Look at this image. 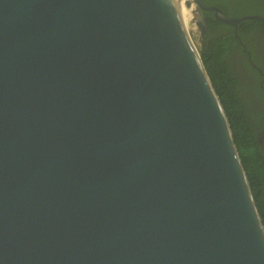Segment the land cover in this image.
Instances as JSON below:
<instances>
[{
  "label": "water",
  "instance_id": "water-1",
  "mask_svg": "<svg viewBox=\"0 0 264 264\" xmlns=\"http://www.w3.org/2000/svg\"><path fill=\"white\" fill-rule=\"evenodd\" d=\"M0 264H264L179 0H0Z\"/></svg>",
  "mask_w": 264,
  "mask_h": 264
},
{
  "label": "trees",
  "instance_id": "trees-1",
  "mask_svg": "<svg viewBox=\"0 0 264 264\" xmlns=\"http://www.w3.org/2000/svg\"><path fill=\"white\" fill-rule=\"evenodd\" d=\"M203 1L206 6H215L232 18L261 15V10L253 6L255 0ZM203 14L206 35L198 46L200 56L228 117L233 139L264 226V150L255 131V127H264V116L260 121H254L251 104L240 95L244 86L234 73L231 60L236 53L243 55V51L234 35V28L214 19L212 13ZM257 28L264 35V21L246 20L238 25L237 33L251 53L244 34ZM254 90L260 92L257 84Z\"/></svg>",
  "mask_w": 264,
  "mask_h": 264
},
{
  "label": "flooded vegetation",
  "instance_id": "flooded-vegetation-1",
  "mask_svg": "<svg viewBox=\"0 0 264 264\" xmlns=\"http://www.w3.org/2000/svg\"><path fill=\"white\" fill-rule=\"evenodd\" d=\"M253 6L261 10L259 13L261 15L257 14L253 16L264 19V1L255 0ZM258 31V28L256 30L252 29L244 34L245 39L249 42V48L252 50V53L247 49V45L243 43L238 33L237 35L234 34L238 43L242 46L243 55L236 53L231 60L234 73L244 86V90L240 92V95L251 104L254 121H260L261 117L264 116V35ZM256 84L260 92L254 90ZM255 131L258 141L264 150V127H255Z\"/></svg>",
  "mask_w": 264,
  "mask_h": 264
},
{
  "label": "rangeland",
  "instance_id": "rangeland-1",
  "mask_svg": "<svg viewBox=\"0 0 264 264\" xmlns=\"http://www.w3.org/2000/svg\"><path fill=\"white\" fill-rule=\"evenodd\" d=\"M193 9L194 8H192V10ZM192 10H190V12ZM191 18H192V14H191ZM187 27H188L187 31L190 34V37H191L193 43L198 47L199 46V37H200V34H199L198 29H196L197 28L196 25H194V23L189 22Z\"/></svg>",
  "mask_w": 264,
  "mask_h": 264
},
{
  "label": "bare ground",
  "instance_id": "bare-ground-1",
  "mask_svg": "<svg viewBox=\"0 0 264 264\" xmlns=\"http://www.w3.org/2000/svg\"><path fill=\"white\" fill-rule=\"evenodd\" d=\"M188 1V0H179V7H180V12L184 21V25L186 26V28L188 29V23L191 22L190 20L191 18V12L190 10L186 9L184 6V3ZM195 25V24H194ZM197 29V28H196Z\"/></svg>",
  "mask_w": 264,
  "mask_h": 264
}]
</instances>
